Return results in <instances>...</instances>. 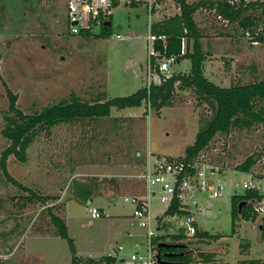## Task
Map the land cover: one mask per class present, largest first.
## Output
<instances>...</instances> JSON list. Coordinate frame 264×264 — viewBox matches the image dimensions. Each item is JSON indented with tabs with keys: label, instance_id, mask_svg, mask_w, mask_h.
<instances>
[{
	"label": "rangeland",
	"instance_id": "rangeland-1",
	"mask_svg": "<svg viewBox=\"0 0 264 264\" xmlns=\"http://www.w3.org/2000/svg\"><path fill=\"white\" fill-rule=\"evenodd\" d=\"M203 1L205 6L197 9L201 8L194 18L206 29L200 40L205 77L220 87L261 79L264 44L252 42L238 22H227L210 1ZM66 4L67 0H0V157L9 145L1 134L11 116L6 89L17 96V107L24 114H35L52 104L104 102L145 87L148 19L144 6H115L110 36L84 39L71 34ZM166 5L170 13L159 19L161 24L180 14L174 1ZM249 14L261 17L262 13L247 9L245 15ZM262 28L260 24L256 31ZM190 66V60L182 57L169 66V73H187ZM169 102L159 111L151 107L149 121L142 104L111 109L106 118L58 124L30 143L23 161L10 156L7 173L30 192L14 186L0 170V264H71L69 245L56 235L48 210L65 222L80 264H105L101 258L118 247L123 248L117 251L118 259L128 260L135 251L143 253L146 231L132 218L134 206L125 202L138 193L139 184L131 177L140 171L142 155L149 146L157 155L184 157L200 126L213 116L209 105L190 89L176 88ZM263 151L260 123L218 133L203 151L207 177L222 192L216 199L197 196L194 218L198 231L221 238L191 240L194 256L211 255L216 264L246 260L264 264L263 205L255 203L251 211L255 220L236 222L234 234L230 214V198L243 194V181L253 177L264 188V159L256 160L247 172L237 170L248 157H261ZM74 182L95 183L98 193L89 201L72 197ZM31 192L51 199L44 205ZM90 208L99 209L102 217L92 218ZM164 210L153 198V215ZM167 224L170 233L179 225L172 219ZM246 242L249 248L240 246ZM196 259L192 264H202L198 255Z\"/></svg>",
	"mask_w": 264,
	"mask_h": 264
},
{
	"label": "trees",
	"instance_id": "trees-1",
	"mask_svg": "<svg viewBox=\"0 0 264 264\" xmlns=\"http://www.w3.org/2000/svg\"><path fill=\"white\" fill-rule=\"evenodd\" d=\"M180 9L177 17L167 20L165 23H155L152 33L155 36L165 37V47H162V41L155 42V49L161 57L176 56L185 57L190 60V69L187 73L172 74L171 78L160 86L151 87L148 94L146 87L136 91L127 97H117L104 102L86 103L73 100L66 104L49 105L41 112L35 114H24L17 107V96L10 90L6 89L10 117L2 129L1 134L9 141L8 147L3 151L0 157V170L2 174L14 186L29 191L18 181L14 180L7 173L6 162L12 155L19 161L24 160V151L30 143L41 133H49L51 129L58 124H73L80 120H97L110 116L111 109L122 110L127 108L140 107L142 104L150 103L156 111L164 106L169 105L172 94L176 88L192 90L203 102L207 103L213 113L212 118L203 123L191 146L184 151V159H194L200 152L208 148L210 141L216 134H227L235 127H250L252 124L264 125V75L261 79L255 80L246 85H236L231 87H220L209 81L204 75L205 53L203 52L200 40L204 36L194 22L193 15L200 6H205L206 2L188 3L187 0H173ZM215 13L229 23L238 22L252 38V42L264 44V1L253 0L250 3H244L247 0H208ZM247 9H258L261 11V17L245 15ZM262 25L260 32L256 31L258 25ZM111 25V22H110ZM109 27H105L100 34L88 33L82 31L78 36L84 39L108 38L110 36ZM184 31V34H183ZM186 38L185 53L180 55L181 40ZM228 59L226 64H230ZM262 104L257 109L256 105ZM259 154V153H258ZM248 157L237 170L247 172L248 169L256 163V160L264 159L257 155ZM222 169L219 171L221 172ZM253 178V177H252ZM255 179V178H253ZM257 180V179H255ZM111 182V181H110ZM261 184V183H260ZM99 186L95 183H78L74 182L72 197L81 198L85 201L98 193ZM30 192V191H29ZM32 198L37 199L44 205L51 199L48 197H38L30 193ZM264 203V193L255 190H246L241 195H232L230 198L231 214V234L235 233L236 222L245 220H255V215H251L252 206L255 203ZM178 212L180 215L186 214L178 210L175 203L167 212L173 214ZM50 222L58 237L67 241L69 249L73 255L71 264H80L75 255V248L72 239L68 235V230L62 218L48 210ZM170 224L162 223L159 227V236L155 239L157 248L158 264H192L198 255L202 264H216L212 261L211 255L198 253L189 247L191 240L195 242L217 241L221 238L219 235H212L208 232L198 231L191 237L187 238L180 231L170 233ZM169 227V228H168ZM190 240V241H189ZM261 240L264 241V231L261 232ZM189 242V243H188ZM160 244L169 245V247H159ZM249 248V243L241 245ZM105 264H114L115 259L103 256L100 260ZM242 264H261L260 260L242 261ZM92 264V262H86Z\"/></svg>",
	"mask_w": 264,
	"mask_h": 264
},
{
	"label": "built area",
	"instance_id": "built-area-1",
	"mask_svg": "<svg viewBox=\"0 0 264 264\" xmlns=\"http://www.w3.org/2000/svg\"><path fill=\"white\" fill-rule=\"evenodd\" d=\"M173 0H67V16L71 26L72 35L78 36L82 31L96 33L110 22L112 10L120 4L126 6H144L148 19L147 35V57L145 66V87L148 94L151 87L160 86L169 80L172 74L169 73V66L177 62L176 56L161 57L155 49V42L162 41L165 47V37L155 36L152 28L155 24V16L163 9V6ZM120 38V35H116ZM185 53V41L181 40L180 55ZM152 108L150 103L145 104V117L149 121ZM204 152H200L194 159L185 160L183 157H168L154 154L149 146L146 153L142 155L140 171L131 178L139 184L137 195L125 198V202H130L134 206L132 218L141 229L146 231V244L144 252H134L128 260L118 259L117 251L123 250L118 247L112 255L107 257L116 260L114 264H158V252L155 239L160 235L159 227L164 223V219H172L177 222L172 233L182 232L187 238L193 237L197 233L193 208H197V196L207 195L212 199L220 197L222 188L213 187L207 177V168ZM209 167V166H208ZM213 170L211 169V173ZM241 188L255 190L264 193V188L258 180L250 177L241 183ZM155 187H158L155 190ZM239 187V184H235ZM157 197L159 203L165 207L162 214L154 216L151 211V201ZM178 210L186 214L180 215L177 211L173 214L167 212L174 204ZM263 205L264 203L260 202ZM264 210V209H263ZM92 218L102 217V212L97 208L88 209ZM169 220L166 223H169Z\"/></svg>",
	"mask_w": 264,
	"mask_h": 264
},
{
	"label": "crops",
	"instance_id": "crops-1",
	"mask_svg": "<svg viewBox=\"0 0 264 264\" xmlns=\"http://www.w3.org/2000/svg\"><path fill=\"white\" fill-rule=\"evenodd\" d=\"M167 4V3H166ZM164 5L163 6V9L155 16V23H160V22H158L159 21V19L160 18H162V17H164V16H167L169 13H170V10H168L167 9V5ZM201 9V8H200ZM200 9L199 10H197L196 12H195V14L197 13V12H199L200 11ZM194 14V15H195ZM194 15H193V18H194ZM161 20V19H160ZM194 22H195V18H194ZM195 24H196V26L198 27V29H199V31H201L202 33H203V35H205L204 33V31L206 30L205 29V25H197V23L195 22ZM201 24V23H200ZM202 40V39H201Z\"/></svg>",
	"mask_w": 264,
	"mask_h": 264
},
{
	"label": "water",
	"instance_id": "water-1",
	"mask_svg": "<svg viewBox=\"0 0 264 264\" xmlns=\"http://www.w3.org/2000/svg\"><path fill=\"white\" fill-rule=\"evenodd\" d=\"M104 26H106V27H109L110 26V22H106L105 24H104ZM96 34L97 35H99L100 34V30H98L97 32H96ZM169 247V245H166V244H160L159 245V247Z\"/></svg>",
	"mask_w": 264,
	"mask_h": 264
}]
</instances>
